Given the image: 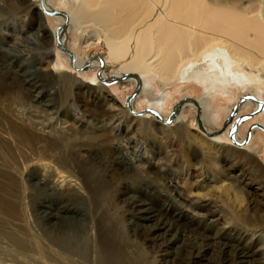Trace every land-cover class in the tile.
Returning a JSON list of instances; mask_svg holds the SVG:
<instances>
[{"label": "bare ground", "instance_id": "6f19581e", "mask_svg": "<svg viewBox=\"0 0 264 264\" xmlns=\"http://www.w3.org/2000/svg\"><path fill=\"white\" fill-rule=\"evenodd\" d=\"M58 2L66 3L69 11L60 10ZM261 3L24 0L18 15L12 17L29 22L26 28L0 18L5 44L35 46L27 31L31 25L39 31L46 27L44 33L51 42L33 74L27 64L20 72L7 65L0 68V247L10 253L6 254L9 258H4L1 250L0 264H169L179 221L184 222L181 239L188 243V250L178 264H209L204 260L209 237L213 246L233 250L232 264H264L261 224L244 228L223 219L226 210L218 208L215 195L193 198L179 184V174L182 172L183 181L193 180L196 187H203L207 176L202 166L180 163L173 143L184 142L188 137L185 131L190 122L183 113L187 109L199 110L197 125L209 146L223 145L232 130L235 140L231 136L230 139L237 146L249 142L253 129L248 140L238 132L245 117L234 129L237 119L232 120L237 112L233 114L230 109L227 116L231 115V119L227 117L221 130L231 122L232 127L222 137L205 112L203 100L220 89L229 93V86L235 82L246 85L250 81V86L262 93ZM33 9L38 12V21L30 14ZM51 18L57 22L53 31L39 21ZM72 36L103 43L107 52L104 56L74 53L67 48ZM59 54L64 62L58 61ZM65 65L85 73L93 71V82L82 88L76 79L78 73L61 76L56 71ZM55 72L59 75L54 79L60 78L59 105L49 100L47 91L55 82L51 79ZM144 78L157 79L162 90L177 82H198L204 88L203 100L178 101L168 120L162 111L166 96H159L156 102L149 98L147 114L138 117L139 99L134 97L139 90L128 97V109L117 103L109 86L123 82L141 88ZM246 96L242 101L236 100L237 111L251 104L264 110L260 94ZM147 115L152 119L145 120ZM173 121L181 122L180 131L186 130L174 132V137H155L157 132L164 133L162 124ZM217 155L211 156L213 163L209 168L233 180L234 187L222 188L241 192L249 178L243 172L234 173L236 155L229 157V168L220 166ZM180 166L184 170L177 173ZM212 186L214 191L216 187ZM248 197L247 204L254 206L256 200ZM135 219L147 220L139 222L143 232L139 239L153 251V261L128 249V229L137 222ZM191 231L197 236L190 234V238ZM227 235L237 239L229 244L223 241Z\"/></svg>", "mask_w": 264, "mask_h": 264}, {"label": "rangeland", "instance_id": "374dc122", "mask_svg": "<svg viewBox=\"0 0 264 264\" xmlns=\"http://www.w3.org/2000/svg\"><path fill=\"white\" fill-rule=\"evenodd\" d=\"M21 1L23 4L24 0H0V18H1V20L11 19L12 22L14 21L18 24L17 27H22L24 25L26 28L27 27L26 25L29 22L28 23H22V22H20L21 21L20 19L16 20L15 17H12V15H16L17 12L19 11V6L21 5ZM25 1H27V2L29 1V3H32L33 1H37V0H25ZM258 1L260 3L261 2L263 3V5H262V3L260 5L262 6L261 8H263L262 11L264 12V0L263 1L258 0ZM67 4H69L68 1H67ZM58 5H59L60 10L67 11V12L69 11V9H67L66 3L58 2ZM33 10H31L30 14L35 17V18L33 17V19L37 20V15H36L37 10H34V11ZM39 21H40V23L42 22L43 24L47 23L46 24L47 28L50 31H53L55 27L57 28V22L52 18L45 20V21H44V19L39 20ZM30 23H32V22H30ZM4 27L6 28V25ZM29 27H31V29L27 30L28 35L33 40V42L36 44L35 46L31 45V44L24 45V44L19 43V42H18L19 43L18 46H14L12 43H9L10 45L5 44L3 41L4 37L0 33V38H2V39H0V58H1L0 59V68L1 69H4L7 66H9L10 68H14L18 72H20V71H23V69H25L23 67L27 64V66L30 67L29 73L33 74L35 72V67L37 66L36 65L37 62H39L40 58H43L45 56L44 49L49 48L50 45H48V44H50L51 42H50V37L44 33L45 32L44 29H46V27H44V26L41 27L40 31L33 29L32 25ZM72 37H73V39L68 44L67 48L74 53L75 52L77 54L79 53V55L92 54V55H96V56H98V55L104 56L107 52V48L105 47V45L103 43H98L94 39H91V40L86 42V40L85 41L81 40L79 37H77V38H76V36H72ZM3 45H5V46H3ZM57 58H58V61L64 62V59H63L61 54H59ZM64 67L65 68H61V70H58L56 72H60L61 76L66 75V74L67 75H76L78 73L77 74L78 76L76 75V79L78 80V82H80L82 88H84L86 86L85 84L93 82V76H94L93 71H89V72L85 73L82 70L76 71V69L70 67V65H65ZM56 72L52 73L53 75L51 76L52 81H55V82H54V84L48 86L47 91L49 92V96L51 98L49 100H51V101L53 100L54 102L57 101V104L59 105L58 98H60V96H59L58 92L60 90V87H59L60 86L59 85L60 78L58 80H56L58 78V75H59ZM54 78H56V79H54ZM103 83H105V82H103ZM112 83H114V82H110L109 84H112ZM198 84H199L198 82H194V81H192L190 83H188V82H181V83L177 82L176 84L174 83L172 86L166 87V88H164V90H162L160 88V85L157 83V79L151 80V79H147V78L145 79L144 78V83L141 86V88H138V87H135L133 85L126 84L123 82H121V83L117 82L115 85H110V86L108 85V86H109V89L112 91V93L116 96V98L118 100L117 103L123 108L129 107L126 104L128 97L132 94L137 93L136 89L139 90L138 93L136 94V96L134 97V99H139L137 102V105H136L137 115L140 114V116H138V117H142L145 114H147L146 109L150 105L149 98H152V100H154L156 102L157 99H159L161 97V95L166 96L165 102L163 104L164 109H162V111L165 115L164 117L169 120V117L170 118L172 117V109L175 106V104H178V101H180L182 99H192V100L196 99L197 101L201 100V99L203 100L204 88H202ZM250 85H253V83L250 81H247L246 85H241V84L235 82L233 85L229 86V89H228L229 93L226 94L225 90L222 91L220 89V90H217V92L210 94L209 95L210 98H209V96H207L205 102L203 100V104L205 106L204 109H206L205 112L208 115H210L209 118L212 119L213 126L215 125L214 127L219 128V135L220 136L224 137L223 134L226 133L232 127V122H231L227 125L225 130H221L224 127V124L227 120V117H229V119H231V115L227 116L229 110L234 109L235 104L241 98V96L252 93L254 96L257 94L258 95L260 94L261 97L264 98V88L262 89L263 90L262 93H260V92L256 91L255 87L252 88ZM73 90L77 91V88L74 87ZM256 92H257V94H256ZM21 96H22V93H21ZM234 99H235V101H234ZM80 100H81V98L78 99V101H80ZM192 100H187V101H192ZM91 105L93 106L94 104L91 103ZM28 107H30V106H27V108ZM104 107H105V105H102L101 108H104ZM254 110H255V106L253 104H251L250 106L245 105V107H243V108L241 107V109L239 108V111H237V113L233 117L234 118L233 121L235 119H237V117L239 115L250 114ZM198 112H199V110H196V109H187L183 112L184 118H185V120L190 122V126H189V128H187V131H185L186 129L185 130L182 129V130H183V132L184 131L187 132V136L189 138L187 137L186 141H184V142L179 141V142H173V143L175 144L174 145L175 146V152L177 153L176 158L181 159V160L179 159V161H181L180 163L184 164V162L186 161L185 163L188 162L189 164L191 163L192 165L197 164L196 166H202V170L204 171V174L207 176V181H206L207 183H205L203 185V187H196L195 185H193V180L189 179V180L183 181V176H182L181 171H183L184 168H183V166H180V167L176 168L177 173L181 172L179 174V176L182 177V179H179L180 180L179 184L183 185L184 189L187 192H191L193 198L202 199L204 194H212V195L217 196V198H218L217 200H219L218 204L220 205V207H218V208L219 209L223 208V210H226V215L224 216L223 219H226L227 221H231L232 223H234L236 225H240V226L243 225V227L245 226L247 228L259 226L261 224L260 227H261V231L263 232L262 235L264 236V131L260 127H253L252 128L253 131L251 133V138H250L249 142L246 143L245 145L237 146L234 142L231 141L230 136H228L229 139H226V138L223 139V141H224L223 145H219L217 147L209 146V142H205V140H204L205 136L203 135L204 133H203L202 129L199 128L197 125V118L200 115V114H198ZM86 115L88 118H90V114L86 113ZM134 115H135V113H134ZM201 115H202V112H201ZM147 116L148 117L145 120L152 119V116H150V115H147ZM68 119H70V115H68ZM244 120L246 122L239 124L238 132H240V136L242 135V137H244L246 139L248 129L250 128V126L252 124H254V122L260 121L264 124V110L259 109V110H257V112L255 114L250 115V116H246ZM160 123H162V122H160ZM160 123H158V124L161 125ZM180 123H181L180 121L179 122L173 121L170 123L167 122V124L166 123L162 124L166 128V129L163 128L164 133L162 134L160 132H157V134H156V130H155L154 133L157 135L155 137L161 138V137L166 136V135L168 137V135L171 136L172 134L173 135L171 137H174L176 135L175 134L176 132L182 133V130L181 131L179 130V127H180L179 125H181ZM139 135L141 136L143 134H139ZM187 141H188V143H187ZM194 148H195V150H194ZM234 150H237V151H234ZM214 153L218 154L217 158H218V160H220L219 161L220 166L222 165V167H228V168H229L230 163H232L231 162L232 159H230V158L231 157L233 158L236 155L233 158V160L235 159L233 170H234L235 174H240L241 172H243L246 175V178L247 177L249 178L250 183L248 182L245 186L247 191L243 187L241 189V192L233 191V190L226 191L227 189L222 188V187L226 188V187H228V185H229V187L230 186L234 187V185H233L234 183H233V180H230L229 178H227V176H224V175L222 176V174H218L217 172H214L211 170V168H209L210 164L213 163L211 161L212 160L211 156H213ZM151 176L152 175H150L149 177H151ZM210 177H215L216 179L214 181H210V180H208V178H210ZM162 182H163V180L160 183H162ZM212 185H215L214 188L216 187L215 188L216 190L214 189V191H213ZM223 189H224V191H223ZM228 192H230V193H228ZM247 193H248V196L250 198L247 196ZM247 197L249 199H252V200L254 199L253 201L256 200V202L253 203L254 206L253 205L249 206L247 204ZM259 203H261L262 205ZM218 208L216 210H218ZM256 220H257V223L259 222L258 224L256 223ZM141 221H142V223H147V220L141 219L140 221H137L135 223L137 226L135 224L131 223V225H130L131 230L128 229V232H129L127 235L128 240H129L128 241V249L133 254L136 253L137 255H141V257L146 258L147 260L153 261L155 258L153 251L145 243L142 244L141 240L139 239L140 238L139 236H141V233L143 235V232L141 231L142 225H141V223H139ZM176 224L177 223H174V225H176ZM177 226H178L177 227L178 230H176L174 238H172L173 241L175 240V243L171 246V249H170V250H172L173 253L168 258V259H170L169 264H172V263L178 264L177 261H179L180 259H185L186 258V251L188 250V243L186 241H184L183 239H181V232L185 228L184 222L179 221V225H177ZM173 234H174V232H173ZM173 234H172V236H173ZM190 234L192 237L197 236V234H195L192 231L189 233V236H190ZM207 235H208V233H207ZM191 236H190V238H192ZM230 236H234V235L224 236L223 241L230 242L229 244H231L237 239V238H235L233 240V237H230ZM208 237L209 236H207V238ZM208 240L210 242L207 244L209 250L206 253H204V256L206 255V257H205L206 259L204 258V260H207V263L209 262V264H232V261H230V258H232L234 255L233 250L223 249L218 245L213 246L211 244V243H214L213 239H210V237H209ZM185 247H187V248H185ZM1 250H4L3 254H1ZM0 254L2 257H4V256L8 257L6 254H10V253L7 252L5 249L0 247ZM171 259H173V260H171ZM201 261L203 262V259H201Z\"/></svg>", "mask_w": 264, "mask_h": 264}, {"label": "water", "instance_id": "95a60500", "mask_svg": "<svg viewBox=\"0 0 264 264\" xmlns=\"http://www.w3.org/2000/svg\"><path fill=\"white\" fill-rule=\"evenodd\" d=\"M129 97H130V96H129ZM246 97H247L246 95H245V96H241V99H240V100L242 101V98H246ZM249 97H250V96H249ZM251 97L253 98V96H251ZM238 106H239V102H237V103L235 104L234 109H233V114H235V113L237 112ZM257 110H258V109H255V110H254L252 113H250V114H241V115H239V116L237 117V120H236V124H235V128H234V129L237 128L238 124L241 122V120L243 119V117L253 115V114H255V113L257 112ZM253 126H259L260 128L264 129V124H263L262 122H260V121H258V122H254V124H252V125L250 126V128H249V130H248V132H247L246 140H248L249 135H250V132H251V129H252ZM230 136H231L232 140H235V139H234V133H233V130H232ZM246 140H244V142H246Z\"/></svg>", "mask_w": 264, "mask_h": 264}, {"label": "flooded vegetation", "instance_id": "af4514ba", "mask_svg": "<svg viewBox=\"0 0 264 264\" xmlns=\"http://www.w3.org/2000/svg\"><path fill=\"white\" fill-rule=\"evenodd\" d=\"M232 122H233V120H232ZM249 130V129H248Z\"/></svg>", "mask_w": 264, "mask_h": 264}]
</instances>
